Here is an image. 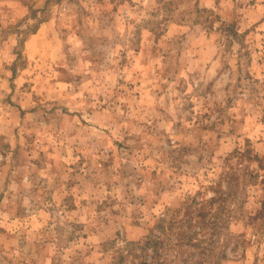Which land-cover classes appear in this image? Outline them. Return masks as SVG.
Returning <instances> with one entry per match:
<instances>
[{"label":"rangeland","instance_id":"1","mask_svg":"<svg viewBox=\"0 0 264 264\" xmlns=\"http://www.w3.org/2000/svg\"><path fill=\"white\" fill-rule=\"evenodd\" d=\"M0 264H264V0H0Z\"/></svg>","mask_w":264,"mask_h":264},{"label":"crops","instance_id":"2","mask_svg":"<svg viewBox=\"0 0 264 264\" xmlns=\"http://www.w3.org/2000/svg\"><path fill=\"white\" fill-rule=\"evenodd\" d=\"M41 38H43V35L40 28L27 37L24 53L27 55V58L31 60V62H33L35 57L39 54V51L36 49V42Z\"/></svg>","mask_w":264,"mask_h":264},{"label":"trees","instance_id":"3","mask_svg":"<svg viewBox=\"0 0 264 264\" xmlns=\"http://www.w3.org/2000/svg\"><path fill=\"white\" fill-rule=\"evenodd\" d=\"M234 178V176H232V175H229L228 176V181H229V185L231 186V184H232V179ZM218 187L221 189V186L220 185H218ZM222 193H225V195H226V198L225 199H230V197H232V195H231V189H230V187H229V190L228 191H226V192H222ZM215 197L213 198V199H211L210 200V202L212 201V203H214V201H215ZM207 202H208V200H207ZM222 209H225V210H227V208H225L224 206L222 207ZM219 211L221 212V208L219 209ZM218 211V213H220Z\"/></svg>","mask_w":264,"mask_h":264}]
</instances>
